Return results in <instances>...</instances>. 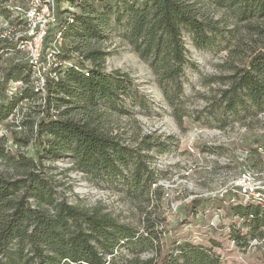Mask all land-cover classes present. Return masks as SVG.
Segmentation results:
<instances>
[{
	"label": "rangeland",
	"instance_id": "rangeland-1",
	"mask_svg": "<svg viewBox=\"0 0 264 264\" xmlns=\"http://www.w3.org/2000/svg\"><path fill=\"white\" fill-rule=\"evenodd\" d=\"M127 1L137 8L146 2ZM185 1L198 9L207 33L212 37V44L207 49H197L192 35L182 29L187 63L180 79L182 91L174 101L175 112L164 99L147 62L133 51L127 35L128 15H122L123 4L118 0L90 3L96 12H107V27L102 39H76L73 37L76 28H71L60 41L51 36L45 45L46 53L59 51L62 59L63 56L70 57L88 69L96 65L84 62L83 56L89 52H101L104 54L99 65L102 74L119 73L129 78L128 94L118 102L121 109L104 105L100 117L94 120L101 130L141 154L155 175L151 190L158 187V192L152 196L149 205L131 201L120 182L91 179L68 157L43 160L42 174L54 187L57 199L80 209H98L110 214L119 223L135 228L139 234L143 233L148 217V226L153 225L160 246L175 236L177 243L169 248V254L173 256L178 253V246L191 243L217 256L221 264H262L260 257L264 244L248 240L244 246L237 247L228 236L233 221L218 209L219 202L215 200L225 195L232 204H242L252 198L258 200L243 190H264V153L252 155L246 151L254 142H264V107L256 110L245 100L238 114H230L223 111L220 101V90L226 89L230 78L246 68L253 53L261 48L263 38L246 29V23L238 19L227 0ZM31 2L33 0H0V36H5L3 45L11 43L23 31V25L17 22L23 18ZM54 2L61 19L65 18L63 12L68 9L76 16L81 14L76 4L65 0ZM24 58V54H16L7 57L3 64H24ZM44 61L45 57L43 64ZM52 61L48 63L51 66L45 67L46 72L52 67ZM57 62L58 59L54 64ZM39 72L42 71L39 69ZM27 76L23 75L25 80L29 78L28 85L23 88H35L37 82ZM164 87L169 93L173 92L171 83L164 84ZM42 111L38 95L16 105L12 116L0 121V146L7 149L5 154H33L34 128L31 122L42 116ZM49 114L52 119L74 121L87 116L55 104ZM144 136L151 138L153 147L149 150L141 144ZM0 176L16 178L9 159L0 158ZM260 195L264 194L260 192ZM193 199L206 202L199 204L193 214L186 217L185 206ZM212 241L219 247L213 246ZM135 255L144 261L153 258L155 252L130 251L121 246L112 258L116 264H124ZM3 261L4 257H1L0 262Z\"/></svg>",
	"mask_w": 264,
	"mask_h": 264
},
{
	"label": "trees",
	"instance_id": "trees-1",
	"mask_svg": "<svg viewBox=\"0 0 264 264\" xmlns=\"http://www.w3.org/2000/svg\"><path fill=\"white\" fill-rule=\"evenodd\" d=\"M65 1L76 4L81 14L76 16L68 9L63 12L65 18L57 15V27L47 36L44 51L46 42L57 31H61L63 38L71 28H76L73 35L76 39L103 38L107 12H96L90 5L95 0ZM227 1L238 19L246 23V29L263 41L246 68L230 78L226 89L220 90L223 111L238 114L245 100L256 110H262L264 0ZM118 2L123 4L122 15H128L127 35L133 51L147 62L164 99L175 112L174 101L182 91L180 79L187 63L181 31L185 28L192 35L195 48L207 49L212 44V37L207 33L205 22L198 9L185 0H146L140 8L129 5L127 0ZM61 56L58 51L56 66L49 68V73L56 74L57 79L51 78L50 74L45 76L41 88H23L29 83V78L25 80L23 75L30 77L26 64H11L4 71V83L0 85V121L8 118L16 105L38 95L43 111L42 116L31 122L34 128L32 155L12 156L5 154L7 149L0 146V158L9 159L16 172L15 179L0 176V258L4 257L0 264H116L112 256L121 246L130 251L155 252L151 259L142 261L135 255L124 264H221L217 256L191 243L178 246L175 256L169 254V248L177 243L175 236L170 237L165 246H160L153 225L148 226V217L143 233L139 234L135 228L119 223L110 214L98 209H80L56 198L54 187L42 174V161L64 157L72 159L75 167L93 180L120 182L134 203L149 205L152 196L158 192V187L151 190L155 175L141 154L101 130L94 120L100 117L104 105L121 109L118 102L128 94L129 78L119 73L102 74L99 65L104 54L101 52H89L83 56L84 62L96 65L92 69ZM61 61L72 67L60 66ZM10 81H22L24 86L11 98H6L3 94ZM166 83L174 85L172 93L164 87ZM54 104L87 116L80 121L52 119L49 112ZM177 120L180 121V117ZM150 140L148 136L142 138L145 150L153 147ZM246 151L261 155L264 142H254ZM260 192L264 194V190ZM226 198L222 195L215 201L219 202L218 209L233 221L228 230L230 240L237 247L244 246L248 240L264 244V201L259 203L251 199L246 203L232 204ZM203 202L206 200H191L185 206V216L192 215ZM211 244L219 247L213 241ZM260 263L264 264V251Z\"/></svg>",
	"mask_w": 264,
	"mask_h": 264
},
{
	"label": "built area",
	"instance_id": "built-area-1",
	"mask_svg": "<svg viewBox=\"0 0 264 264\" xmlns=\"http://www.w3.org/2000/svg\"><path fill=\"white\" fill-rule=\"evenodd\" d=\"M31 3L30 8L24 12L23 18L19 19L17 22L23 25V31L18 34V37L15 38V40H12L11 43L3 45V39H5V36H0L2 38V40L0 39V85L4 83V71L9 67L6 66V64H3L7 57H12L16 54H24V64H26L29 69L28 74L31 79L33 78V81L37 82L36 87L38 88L43 86L44 77L50 74L49 68L48 72H46L45 69L49 61L53 60L51 64L52 66H56L54 61L56 60L55 55L57 53L54 52V50H50L47 53L44 51V43L47 36L57 27L58 24L55 2L54 0H33ZM54 38L57 41H60L61 31H57L54 34ZM44 57L45 64L42 63ZM60 66L72 67L71 64L65 61L61 62ZM39 69L42 72H39ZM36 74H38L37 77ZM50 77L55 80L57 79L56 74L54 73L50 74ZM23 86L22 81H10L3 95L6 96V98H11L16 92L20 91ZM1 97L2 96L0 95V103ZM10 116H12V114ZM243 192L248 196H255L258 200H254L259 203L264 201V195H260L256 189L253 190L251 188L249 189V192L245 189Z\"/></svg>",
	"mask_w": 264,
	"mask_h": 264
}]
</instances>
